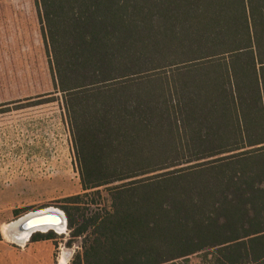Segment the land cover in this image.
Masks as SVG:
<instances>
[{"label": "trees", "instance_id": "16d2710c", "mask_svg": "<svg viewBox=\"0 0 264 264\" xmlns=\"http://www.w3.org/2000/svg\"><path fill=\"white\" fill-rule=\"evenodd\" d=\"M36 3L83 190L72 264H264V0Z\"/></svg>", "mask_w": 264, "mask_h": 264}, {"label": "rangeland", "instance_id": "374dc122", "mask_svg": "<svg viewBox=\"0 0 264 264\" xmlns=\"http://www.w3.org/2000/svg\"><path fill=\"white\" fill-rule=\"evenodd\" d=\"M100 190L81 201L86 215L109 208L110 195ZM81 193L73 135L63 96L53 86L36 0H0V257H27L25 244L40 241L34 252L48 264H63L66 254L64 264H72L86 240L72 238L68 221L62 232H34L23 244L6 229L40 209L65 214L61 200ZM210 258L201 251L165 264H210Z\"/></svg>", "mask_w": 264, "mask_h": 264}, {"label": "bare ground", "instance_id": "6f19581e", "mask_svg": "<svg viewBox=\"0 0 264 264\" xmlns=\"http://www.w3.org/2000/svg\"><path fill=\"white\" fill-rule=\"evenodd\" d=\"M59 214V215H58ZM62 213L56 208L49 207L45 209H40L34 212H30L19 219L12 222L6 229L7 236L14 242L23 244L28 241V237L34 232H46L49 230H55L62 232L65 230V221ZM60 217H58V216ZM61 220V223L53 224ZM28 221L27 227H32L28 229H20L19 225ZM41 226L42 224H45ZM68 259V254L63 256V264L66 263Z\"/></svg>", "mask_w": 264, "mask_h": 264}, {"label": "crops", "instance_id": "0c3cea01", "mask_svg": "<svg viewBox=\"0 0 264 264\" xmlns=\"http://www.w3.org/2000/svg\"><path fill=\"white\" fill-rule=\"evenodd\" d=\"M43 242V241H42ZM40 241L29 242L25 244L21 250L23 254H28L27 257H5L3 254L0 257V264H48L47 257L40 256L34 252V249L38 248ZM20 257V256H19Z\"/></svg>", "mask_w": 264, "mask_h": 264}, {"label": "water", "instance_id": "95a60500", "mask_svg": "<svg viewBox=\"0 0 264 264\" xmlns=\"http://www.w3.org/2000/svg\"><path fill=\"white\" fill-rule=\"evenodd\" d=\"M61 213H62L61 215H63V217H64L65 228H66V225H67V218H66V216H65V214H64L63 212H61ZM58 215H59V214H58ZM58 215H57V216H58ZM58 217H60V216H58ZM27 223H28V221H26V222L20 224V225H19V228H20V229H28V228H32V227H27V228H26V224H27ZM58 223H61V220H59L58 222L53 223V224L55 225V224H58ZM44 225H46V223H45V224H42L41 226H44Z\"/></svg>", "mask_w": 264, "mask_h": 264}]
</instances>
